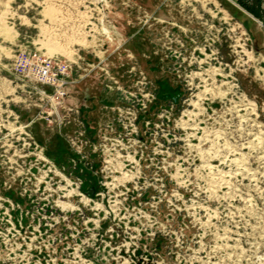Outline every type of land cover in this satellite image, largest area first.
Instances as JSON below:
<instances>
[{"label":"rangeland","instance_id":"obj_1","mask_svg":"<svg viewBox=\"0 0 264 264\" xmlns=\"http://www.w3.org/2000/svg\"><path fill=\"white\" fill-rule=\"evenodd\" d=\"M0 264H264V0H0Z\"/></svg>","mask_w":264,"mask_h":264},{"label":"built area","instance_id":"obj_2","mask_svg":"<svg viewBox=\"0 0 264 264\" xmlns=\"http://www.w3.org/2000/svg\"><path fill=\"white\" fill-rule=\"evenodd\" d=\"M11 66L18 79L34 85L38 92L49 89L53 95L61 98L65 95L69 77L66 63L41 55L22 54L14 57Z\"/></svg>","mask_w":264,"mask_h":264}]
</instances>
